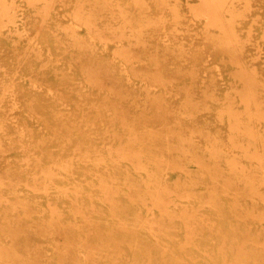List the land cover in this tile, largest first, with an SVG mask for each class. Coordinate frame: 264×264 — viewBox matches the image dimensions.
Returning <instances> with one entry per match:
<instances>
[{
	"label": "bare ground",
	"instance_id": "1",
	"mask_svg": "<svg viewBox=\"0 0 264 264\" xmlns=\"http://www.w3.org/2000/svg\"><path fill=\"white\" fill-rule=\"evenodd\" d=\"M124 2L76 1L79 17L99 11L98 32L126 59L101 60L67 30L72 82L86 83L71 87L73 106L35 89L39 141L18 139L38 125L8 119L0 100V264H264V41L255 19L220 25L228 10L263 20L264 3L203 0L194 12L210 13L213 48L196 53L181 0Z\"/></svg>",
	"mask_w": 264,
	"mask_h": 264
},
{
	"label": "rangeland",
	"instance_id": "2",
	"mask_svg": "<svg viewBox=\"0 0 264 264\" xmlns=\"http://www.w3.org/2000/svg\"><path fill=\"white\" fill-rule=\"evenodd\" d=\"M76 1L78 0H55V2L54 0H0V80L5 81L7 87V90L3 89V91L0 92V100L7 105V112H10L7 115L8 119L18 121L20 126L24 128L29 127L28 125L31 123L38 125L37 131L30 132V130L24 129V134L19 136L18 139L22 138L30 142L32 140L37 142L42 137L41 132L45 129V125H47L46 121L39 117L40 114L34 115L35 111L32 109L30 110L28 106L27 102L32 103V100L35 98L34 96H36L35 89L38 88L39 91H44L43 89L48 92L51 91L47 94L45 91V93L40 92L43 94L42 96L44 98H48L49 104L63 101L61 98H58V92L61 93V96L66 95L72 98L68 100L64 97L71 103L70 106H73V103H75L73 99L77 101L69 92H72L70 91L72 86L78 85L77 80L80 78L76 76L74 79L76 83L72 82L74 74L71 73L72 69L66 64L67 56L64 54L67 53V51L63 48L65 46H70L75 38H92L95 42L93 45L97 47L98 56L101 60L111 61L112 64L113 62L122 64V61L126 59L124 56L117 54V48L113 41L112 43L111 41H107L102 38L98 32L99 27L105 28L106 26V24H103L104 22H100L99 18L95 19V14L97 16L99 11H95L93 8L95 12L89 14L86 10H83V12H81L83 14L82 17H79L77 13L80 11L75 10ZM136 1L131 0V2L128 3V0H126L124 5H131L133 8H139L141 6L138 4L140 0ZM181 1L179 9H181L182 13L187 14L188 20L186 25H188V23L191 24L185 26L183 32L196 36L199 40L195 52L204 53L207 50H212V44L210 43L209 37L206 36L205 31L207 27L206 18L208 19L210 13H206L207 11L202 13L198 11L194 12V10H196L194 8L199 7L203 0ZM234 1L236 4H240L239 7L241 10L246 11V9H250V6H248L250 3H240L239 0ZM259 2L264 3V0H259ZM87 5L88 4H86V6ZM163 5L169 6L170 4ZM94 6L101 7L103 5L101 3H97V5L94 3ZM106 6L111 7L109 11H102L105 15L110 16L109 13L116 9L117 4L113 3ZM228 11H226L228 14L227 18H230L229 20H231V22L225 19L223 22L221 21L223 24L220 22L221 26L229 22L228 25H232L231 27H237L247 31L250 23L255 19V23L259 26L258 31H255L257 39L261 40V42L264 41V19L261 20L262 17L255 18L258 17L257 14L250 15L249 19L246 20V22H249L245 26L241 19L235 17L233 19ZM199 16L205 17V20L199 21L198 25H195L194 22L200 20ZM110 21L112 22V20ZM225 26H227V24H225ZM260 26H263V29ZM108 27H110V25ZM72 29L78 31L77 37L75 38L72 37L73 35L65 34L67 30L71 31ZM60 40L63 41L60 42ZM105 45L109 46V48L104 50ZM250 51L251 53L255 52L251 46ZM247 52H249V49ZM69 54H72L70 50ZM203 63L206 64L208 62L203 61L201 64L199 62V65ZM192 65L195 66L196 63H192ZM251 65V62H249L243 65V67H250ZM46 72L54 76L53 81L47 79ZM261 75L264 76V74ZM80 80L83 82V85H85L86 80L84 81L82 78ZM13 85L16 89V93L10 94L8 86ZM22 87H24L25 90ZM73 93L77 95L76 92H72V94ZM51 96L56 98V102ZM77 99H80V97ZM12 107L14 109H12ZM47 107L53 110L52 108L55 106L51 107L47 105ZM39 108L43 109L42 103ZM25 159L27 158H24L20 162H24ZM23 164L24 163H22V165ZM111 207L112 206H107L104 210L109 212ZM82 223L83 222H79L77 225H81ZM65 224H67V222H65ZM139 229L141 231H150L148 227Z\"/></svg>",
	"mask_w": 264,
	"mask_h": 264
}]
</instances>
